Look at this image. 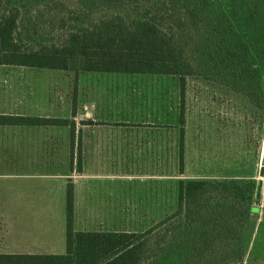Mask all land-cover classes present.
<instances>
[{"label":"trees","instance_id":"16d2710c","mask_svg":"<svg viewBox=\"0 0 264 264\" xmlns=\"http://www.w3.org/2000/svg\"><path fill=\"white\" fill-rule=\"evenodd\" d=\"M244 0H0V65L179 77L178 172L184 168L185 76L210 77L264 108V48ZM241 36L259 74L217 71ZM209 73V74H208ZM75 94V93H74ZM75 95L71 115L75 116ZM90 123V122H89ZM69 127L71 171H82L75 122L0 115V125ZM253 193L237 181L179 180L175 211L142 232L75 231L65 190V253H0V264H241Z\"/></svg>","mask_w":264,"mask_h":264},{"label":"rangeland","instance_id":"374dc122","mask_svg":"<svg viewBox=\"0 0 264 264\" xmlns=\"http://www.w3.org/2000/svg\"><path fill=\"white\" fill-rule=\"evenodd\" d=\"M244 1L255 13L256 43L264 48V0ZM216 65L217 71L239 69L257 75L260 70L242 36L231 62L219 61ZM184 81L182 174L177 162L178 76L79 72L75 85L73 71L0 67V96L11 90L3 87L7 83L19 82L26 110L27 103L32 101L28 96L37 91L38 95L49 96L54 116L71 121L75 95V122L81 120L87 109L104 111V116L115 121L129 119L158 128L148 135L122 129L108 133L99 121H94L95 131L84 127V135L81 133L88 146L87 175L115 174L117 182L99 185L104 188L91 193L98 198L77 197L73 185L75 231L142 232L175 211L180 179L237 181L252 191L254 210L247 225L241 264H264V108L252 106L244 95L210 77L194 74L185 76ZM53 134L54 170L62 166L70 170L69 175H75L69 164L68 128ZM12 156L11 151L0 152L1 159L11 160ZM38 157L43 158V152L21 151L22 160ZM100 159L102 166L98 165ZM37 191L43 193V187ZM57 199L60 198L55 196L52 211L47 215L21 216L20 221L15 216V222L12 215L0 216V252L58 254L62 244L65 246V205L64 198L61 204Z\"/></svg>","mask_w":264,"mask_h":264},{"label":"crops","instance_id":"0c3cea01","mask_svg":"<svg viewBox=\"0 0 264 264\" xmlns=\"http://www.w3.org/2000/svg\"><path fill=\"white\" fill-rule=\"evenodd\" d=\"M4 68H16L20 66L0 65ZM27 68V67H25ZM35 69V68H29ZM40 70V69H35ZM108 74V73H107ZM20 83L12 82L7 83V86L11 87V90L6 92V95L0 96V115L13 116V117H30L39 119H67L64 117L54 116L52 114V104L49 102V96L38 95L40 92L28 96L30 103L23 104L21 101V90L19 89ZM1 86V83H0ZM26 99V98H25ZM25 103V102H24ZM72 120L75 122V116H72ZM80 121L75 122L76 125V146L78 141L80 142L82 151V171L75 175H69L70 170L60 166L59 169L54 170L53 161H51V151L54 148L53 133L55 130L61 128H68V126H53V125H0V152L11 151L13 156L11 160H5L0 158V216L12 215L15 222L20 221L21 216L26 215H47L52 211L54 197L57 196L59 202L64 198L65 205V190L68 179L71 177V181L74 185V193L77 197L98 198L97 195H92L98 190L104 187L99 186L103 184H114L117 182L115 174H108L102 176H90L87 175L86 161L88 157V146L85 145L84 127H92L88 129H94V121L104 123L105 131L111 133V131L124 130L135 132L137 134H152L158 130V128L144 126V124H136L130 122L131 120H118L115 121L111 117L104 116V111H86L80 116ZM90 122V123H89ZM133 123V124H130ZM77 124L79 125L77 127ZM92 125V126H91ZM82 132V133H81ZM112 134H115L113 132ZM163 143V142H162ZM164 145V144H163ZM162 145V147H163ZM70 149V144L68 146ZM21 151H40L43 152V158L38 159H23L21 158ZM47 152L48 159H47ZM98 160V165L102 166ZM121 182H123L121 180ZM36 183L37 186H36ZM161 192L164 195V176H161ZM43 187V193L37 194V189ZM115 189L114 187H112ZM131 188H129L130 190ZM132 191V189H131ZM36 193V194H35ZM90 194V195H89ZM64 196V197H63ZM163 197V196H162ZM62 199V200H61ZM4 200H8L7 203ZM61 204V202H60ZM20 238V237H18ZM28 239V237L26 238ZM33 240V237L29 238ZM14 243V241L12 242ZM36 244V242H33ZM2 247V246H0ZM65 246L62 247L58 254H64ZM7 254H48L44 252H0Z\"/></svg>","mask_w":264,"mask_h":264}]
</instances>
